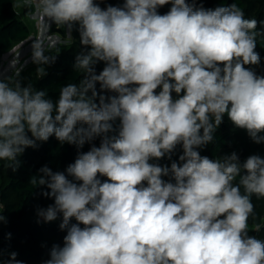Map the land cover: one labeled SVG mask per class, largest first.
<instances>
[{
    "label": "clouds",
    "instance_id": "9594fccd",
    "mask_svg": "<svg viewBox=\"0 0 264 264\" xmlns=\"http://www.w3.org/2000/svg\"><path fill=\"white\" fill-rule=\"evenodd\" d=\"M166 4L170 10L159 14ZM40 7L57 25H79L88 50L74 67L84 78L62 87L55 103L0 79V161L15 171L26 148L53 135L78 148L100 138L65 171L44 166L30 181L54 200L38 216H62L67 233L44 264H264V241L248 235L251 197L264 198V158L241 163L235 152L210 159L198 151L225 114L264 142V76L245 67L260 63L257 20L235 3L204 9L186 0L106 8L41 0ZM45 51L35 40L32 62H54ZM97 62L105 64L98 74ZM178 145L182 154L170 167L150 162L171 160ZM9 256L8 264H23L16 252Z\"/></svg>",
    "mask_w": 264,
    "mask_h": 264
},
{
    "label": "trees",
    "instance_id": "16d2710c",
    "mask_svg": "<svg viewBox=\"0 0 264 264\" xmlns=\"http://www.w3.org/2000/svg\"><path fill=\"white\" fill-rule=\"evenodd\" d=\"M17 0H0V57L12 51L15 44L25 42L30 37V30L26 23L20 19L15 9ZM106 0H95L100 3ZM114 6L122 7L124 0H109ZM194 8L215 9L220 6H229L235 3L242 9L245 19L257 20V31L264 34V0H186ZM171 4H166L158 9L159 14H166ZM88 49L80 48L73 51L72 46H61L51 51L49 56H54L55 61L49 64L38 65L45 69V74L39 78L34 90L44 91L45 98L56 100L59 98L60 90L68 84L79 86L84 73L77 70L74 65L76 57L87 52ZM255 51L260 56L257 65H245L252 70L253 67L264 64V35L258 36ZM22 87L32 84L20 83ZM99 91V89H97ZM158 91V90H157ZM114 95V93H105ZM175 97V94L173 95ZM119 120L113 122V127L118 128ZM114 134V133H110ZM214 139L206 146L198 149L202 156L210 159L222 158L235 152L241 163L251 155H259L264 158V142L256 143L245 129L236 127L225 114L222 123L214 132ZM264 136V133H260ZM43 147H35V158L17 157L19 166L15 171L11 168L12 175L9 177L5 187L0 188V209L6 219L0 222V264H8L9 254L17 253L16 259L23 264H44L49 259V253L53 245L63 246V238L66 230H61L59 225L62 216H58L55 222H44L38 216V210L47 208L54 200L42 195L49 191L46 186H33L30 181L32 177L43 175L39 170L47 166L53 172L65 171L67 166L74 163L77 155L87 152L91 146L100 145V138L91 143H85L82 148L75 144L61 143L55 136H51ZM182 154V146L178 145L169 160L167 156L160 160H152L160 166H169L172 161H178ZM69 179H72L69 177ZM106 180V177H100ZM168 180L169 177H164ZM243 191V189H241ZM14 195L15 202L11 203L10 196ZM254 204V213L249 217L252 226L262 225L264 221V198L258 199L255 195L251 197ZM35 214L29 218L31 212ZM76 223L75 220L71 221ZM83 227V225H81ZM9 234L11 237L9 238Z\"/></svg>",
    "mask_w": 264,
    "mask_h": 264
},
{
    "label": "rangeland",
    "instance_id": "374dc122",
    "mask_svg": "<svg viewBox=\"0 0 264 264\" xmlns=\"http://www.w3.org/2000/svg\"><path fill=\"white\" fill-rule=\"evenodd\" d=\"M40 3L41 0L16 1L15 9L20 19L23 20L29 27L30 38L22 44H15L9 54L0 57V79L7 80L8 78H11L13 82L19 81V83H31L33 89L36 88V83L41 77L37 75V68L39 66L32 62V44L35 40L43 42L46 49L45 55H50L51 51L61 46H72L73 51H77L80 48H86L80 43L78 24H73L71 29H69L68 25H57L48 18H45L44 28L41 30L40 19L43 12L41 10ZM98 4L101 8H106L109 5L114 6L113 2L109 0ZM104 66V62H97L94 64L96 73L98 74L102 71ZM252 71H254L258 76H264V64L253 67ZM99 88L100 86L97 84V89ZM174 94L175 93H173V95ZM57 100L58 99L52 101L55 103ZM30 135L31 134L29 133V136ZM37 146L43 147V142L36 141L35 147ZM35 147L26 148L18 157L35 158ZM7 165V161H0V188L7 185L9 177L12 175L11 167H8ZM10 197L11 203H14V195L11 194ZM0 208H3V204L1 202ZM34 214L35 212L32 211L29 218H31ZM248 235L264 241V221L262 222L259 232L255 231L254 226L249 223Z\"/></svg>",
    "mask_w": 264,
    "mask_h": 264
},
{
    "label": "bare ground",
    "instance_id": "6f19581e",
    "mask_svg": "<svg viewBox=\"0 0 264 264\" xmlns=\"http://www.w3.org/2000/svg\"><path fill=\"white\" fill-rule=\"evenodd\" d=\"M45 20H46V19H45L44 14H41V19H40L41 30L44 28Z\"/></svg>",
    "mask_w": 264,
    "mask_h": 264
},
{
    "label": "water",
    "instance_id": "95a60500",
    "mask_svg": "<svg viewBox=\"0 0 264 264\" xmlns=\"http://www.w3.org/2000/svg\"><path fill=\"white\" fill-rule=\"evenodd\" d=\"M29 38H30V37H29ZM22 43H24V42H22ZM22 43H21V44H22ZM10 52H11V51H10ZM10 52H8V53H6V54H4V55H2V56H5V55L9 54Z\"/></svg>",
    "mask_w": 264,
    "mask_h": 264
},
{
    "label": "built area",
    "instance_id": "2783aa9c",
    "mask_svg": "<svg viewBox=\"0 0 264 264\" xmlns=\"http://www.w3.org/2000/svg\"><path fill=\"white\" fill-rule=\"evenodd\" d=\"M1 209V208H0Z\"/></svg>",
    "mask_w": 264,
    "mask_h": 264
}]
</instances>
